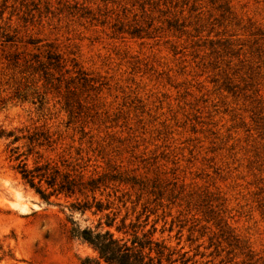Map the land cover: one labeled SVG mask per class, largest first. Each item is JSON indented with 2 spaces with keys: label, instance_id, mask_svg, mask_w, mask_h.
Returning a JSON list of instances; mask_svg holds the SVG:
<instances>
[{
  "label": "rangeland",
  "instance_id": "374dc122",
  "mask_svg": "<svg viewBox=\"0 0 264 264\" xmlns=\"http://www.w3.org/2000/svg\"><path fill=\"white\" fill-rule=\"evenodd\" d=\"M20 160L86 191L45 201ZM84 228L264 264V0H0V264H81Z\"/></svg>",
  "mask_w": 264,
  "mask_h": 264
},
{
  "label": "trees",
  "instance_id": "16d2710c",
  "mask_svg": "<svg viewBox=\"0 0 264 264\" xmlns=\"http://www.w3.org/2000/svg\"><path fill=\"white\" fill-rule=\"evenodd\" d=\"M8 136H13V132L10 131ZM29 139L32 142L34 135L30 136ZM16 140H18V137L14 138V141ZM15 153H17V150L12 149V155ZM20 156L21 154H17L15 159H19ZM17 169L24 182L36 188V191L45 201H48L54 194L74 195L76 193L84 194L86 191L87 186L84 183L79 182L69 174H60L58 169L49 167V164L30 169L23 160H20ZM42 181L51 188L49 192L43 190L39 185ZM97 182L98 179H91L88 183L90 185L89 190L94 191L98 187ZM92 206L88 201L72 203L71 205L73 210L80 212H85L91 209ZM95 206L98 211L104 209L99 201H96ZM107 208H109V205L106 206ZM106 219L107 225L112 227L116 217L111 218L109 214H106ZM123 228H125L124 222L122 226H117L118 231ZM73 233L90 244L98 253L95 258L86 257L81 261V264H163V250L159 249L160 244L154 241L148 232H143L140 235L137 230H134L130 240L115 237L110 229L98 231L84 228L81 231L74 230ZM153 251L157 253V256H152Z\"/></svg>",
  "mask_w": 264,
  "mask_h": 264
}]
</instances>
